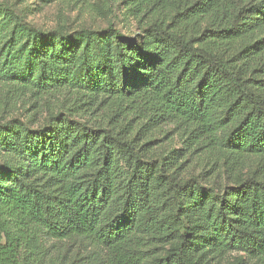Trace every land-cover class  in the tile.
Instances as JSON below:
<instances>
[{
  "label": "trees",
  "instance_id": "1",
  "mask_svg": "<svg viewBox=\"0 0 264 264\" xmlns=\"http://www.w3.org/2000/svg\"><path fill=\"white\" fill-rule=\"evenodd\" d=\"M45 1L135 29L0 0V264H264V0Z\"/></svg>",
  "mask_w": 264,
  "mask_h": 264
},
{
  "label": "rangeland",
  "instance_id": "2",
  "mask_svg": "<svg viewBox=\"0 0 264 264\" xmlns=\"http://www.w3.org/2000/svg\"><path fill=\"white\" fill-rule=\"evenodd\" d=\"M9 3H16L18 7L25 9L27 19L32 23L42 28H48L53 26H67L70 29H75L82 26L99 28L104 27L109 19L116 23L117 27L122 29L125 33L132 34L135 29V21L128 18L122 13L120 8L113 6V11L108 14H98L97 12L83 11L78 7L70 4H66L62 1H55L47 3L45 0H4ZM43 113V112H42ZM37 114L36 119L43 120L44 114ZM15 114L25 118L29 117L28 104L24 107H17ZM180 133L176 130L173 124H163L161 127L151 133V140L153 141L150 146L149 156L151 158L162 156V151H169V149L177 148L181 146ZM199 155V154H198ZM195 155L188 159V163H185L182 170L179 171L181 176L186 178L187 176L197 174L201 170ZM208 158H203V162ZM200 161V160H199ZM255 168L254 159L252 157H245V163L234 176L241 177L250 169ZM222 184L231 183L228 173L222 170L220 174ZM241 252H232L224 256L219 264H235L242 258Z\"/></svg>",
  "mask_w": 264,
  "mask_h": 264
}]
</instances>
